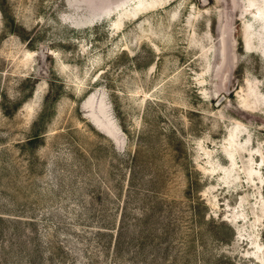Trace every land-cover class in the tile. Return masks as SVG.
Wrapping results in <instances>:
<instances>
[{"label":"rangeland","instance_id":"obj_1","mask_svg":"<svg viewBox=\"0 0 264 264\" xmlns=\"http://www.w3.org/2000/svg\"><path fill=\"white\" fill-rule=\"evenodd\" d=\"M0 264H264V0H0Z\"/></svg>","mask_w":264,"mask_h":264}]
</instances>
